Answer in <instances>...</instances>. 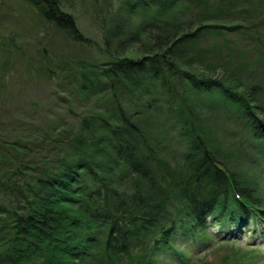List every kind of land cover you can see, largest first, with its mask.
Returning a JSON list of instances; mask_svg holds the SVG:
<instances>
[{
  "label": "trees",
  "instance_id": "16d2710c",
  "mask_svg": "<svg viewBox=\"0 0 264 264\" xmlns=\"http://www.w3.org/2000/svg\"><path fill=\"white\" fill-rule=\"evenodd\" d=\"M29 1L47 21L83 41L58 2ZM209 3L121 0V13L152 12L140 24L142 35L148 33L142 42L149 39L147 48L139 53L137 47V55L111 53L74 69L51 71L43 65L42 78L62 88L59 97L78 123L70 129L59 125L41 137L28 135L32 140L15 133L12 141L0 134V264H93L94 258L129 256L146 244L152 254L162 252L187 264L199 243L208 246L211 240L246 233L264 236V205L225 164L200 123L202 109L214 106L218 92L217 103L234 106L255 138L253 150L264 158V106L257 99L264 87L246 85L241 92L236 84L197 77L179 66L180 49L190 47L208 26L189 27L168 15L182 9L181 4L208 10ZM115 15L120 23L116 9ZM258 17L244 25L258 49L252 68H261L262 80L264 31L254 24ZM0 67L1 95L12 78L5 77L10 69ZM235 74L236 69L225 77ZM163 132L170 135L168 145ZM39 153L42 161L34 162ZM259 168L264 170V163Z\"/></svg>",
  "mask_w": 264,
  "mask_h": 264
},
{
  "label": "rangeland",
  "instance_id": "374dc122",
  "mask_svg": "<svg viewBox=\"0 0 264 264\" xmlns=\"http://www.w3.org/2000/svg\"><path fill=\"white\" fill-rule=\"evenodd\" d=\"M55 1L61 10L72 17L83 41L71 38L69 33L47 21L41 9L29 0H0V43L4 45H0V64L10 69L5 77L12 78V83L5 88L7 93L0 95V134L7 133V138L12 141L16 138L15 133H19L20 137L23 134L28 136L37 133L41 137L46 132H55L52 130L60 128L59 125L70 129L78 123L77 118L73 115L71 117V113L65 108L66 101L59 97L62 88L59 89L54 82L42 78L43 65L51 71L63 66L74 69L84 63L105 60L111 53L137 55V47L141 48L138 49L141 53L150 45L149 39L142 43L147 40L148 33L142 35L140 24L151 17L152 12L144 13L138 9L131 14L121 13V0ZM208 1L209 5L212 3L208 10L203 5L198 8L181 4L182 9L174 10L168 15L175 22L184 21L189 27L208 26L202 29L190 47L186 46L185 51L180 49L179 66L197 77L220 78L230 85L236 84L235 88L241 92H244L246 85L251 88L259 84L263 88V74L262 80L258 78L261 68L258 66L259 71L256 72L252 68L258 57V49L253 48L247 37L249 31L244 24L251 23L256 15L261 19L264 0ZM114 9L120 12L123 19L120 23L117 15L112 18ZM256 20L254 24H259L264 31L263 19ZM132 33L135 38L130 39ZM119 41L122 43L118 44ZM240 64L242 65L237 69L236 66ZM234 69L235 76L226 78ZM2 70L0 67V74L3 73ZM230 79L235 80L230 82ZM185 87L191 86L186 83ZM182 89L184 90V85L180 90ZM201 97L209 98L204 94ZM218 98L220 94L217 92L213 100L214 106L202 109L204 114L200 123L207 128L206 134L225 164L238 173L242 183L249 185L253 194L264 205V170L259 168L264 163V158L258 157L253 150L255 138L247 132L242 118L236 117L234 106L220 100L217 103ZM257 99L264 106V93L257 94ZM76 107L83 108L79 104ZM74 131L73 128L70 130L72 133ZM163 133L164 143L168 145L170 135ZM29 140L32 139L29 137ZM46 153L47 157L51 155ZM42 158L39 153L32 160L42 161ZM251 159L257 163H252ZM127 181L124 179L122 182L125 188ZM247 234L238 239L211 240L208 246L199 243V248L191 253L187 264H264V236L254 234L252 238ZM148 246L136 247L129 256L108 257L104 261L97 257L100 261L97 258L93 260L95 264H178L175 259L166 258L162 252L152 254Z\"/></svg>",
  "mask_w": 264,
  "mask_h": 264
}]
</instances>
